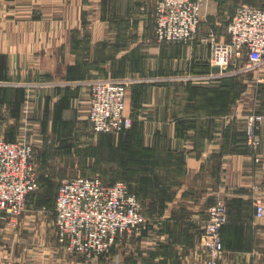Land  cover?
<instances>
[{
    "label": "crops",
    "instance_id": "obj_1",
    "mask_svg": "<svg viewBox=\"0 0 264 264\" xmlns=\"http://www.w3.org/2000/svg\"><path fill=\"white\" fill-rule=\"evenodd\" d=\"M156 3L0 0V138L34 144L40 171L50 174L42 181L127 183L151 221L142 237L86 262L57 233L60 184L54 192L40 186L18 219L0 218V264L202 263L208 208L218 201L229 217L220 264H264L255 207L264 204V126L257 148L245 131L249 114L264 113V62H209L212 41L228 40L236 7L263 0H203L195 39L174 45L156 38ZM98 78L133 80L125 98L133 126L97 134L96 143L88 116Z\"/></svg>",
    "mask_w": 264,
    "mask_h": 264
},
{
    "label": "built area",
    "instance_id": "obj_2",
    "mask_svg": "<svg viewBox=\"0 0 264 264\" xmlns=\"http://www.w3.org/2000/svg\"><path fill=\"white\" fill-rule=\"evenodd\" d=\"M203 0H157L155 35L165 44L189 43L201 23ZM209 62L226 69L256 67L264 62V0L262 5L240 3L228 26V40H213ZM238 70V69H236ZM128 78L96 79L90 83L88 120L95 134H118L131 129L125 113ZM264 114L251 113L245 127L249 144L260 146ZM260 162V157H256ZM38 164L34 147L25 141L0 138V218L16 219L26 209L29 195L37 190ZM256 216L264 218V204L256 202ZM55 227L70 253L86 262L99 260L125 240L148 232L150 222L136 194L123 181L106 183L100 176H76L59 185L55 199ZM229 221L228 208L218 201L208 208L201 238L202 263L220 264L224 254L221 230Z\"/></svg>",
    "mask_w": 264,
    "mask_h": 264
},
{
    "label": "rangeland",
    "instance_id": "obj_3",
    "mask_svg": "<svg viewBox=\"0 0 264 264\" xmlns=\"http://www.w3.org/2000/svg\"><path fill=\"white\" fill-rule=\"evenodd\" d=\"M98 79H106V78H98ZM97 79V80H98ZM262 114H264V113H262ZM26 124H28V123H26ZM26 124H24L25 125V127H26ZM24 125H23V127H24ZM89 133V137L92 139V141L93 142H96L97 143V134H95L92 130L91 131H89L88 132ZM18 141V140H17ZM19 141H24V140H19ZM25 142H27V143H29V144H31L32 145V147H34V152H35V158H36V162H37V164H38V183H37V190H39V187L40 186H42L41 188H46L47 187V189L49 188L51 191H55V189H56V187H57V185H59L61 182H57V181H54V180H50V179H47L46 180V182L45 181H42V179L43 178H45L46 177V174H48V175H50L49 174V171H46V169L44 170L43 169V172H45L46 171V173H44V174H42V172L40 171L41 170V163H40V161L38 160V155H36V149H35V146H34V144L33 143H31V142H29V141H27V140H25ZM45 150V149H44ZM52 151V150H51ZM48 155H49V157H50V160H52V162L53 163H55V162H57V163H60V159H58V160H55V161H53L54 160V158H52L51 156V154L50 153H48ZM52 169H53V171L54 172H59L61 169L60 168H58V167H56L55 165H53L52 167H51V171H52ZM42 174V175H41ZM94 176V175H93ZM96 176V175H95ZM42 177V178H41ZM48 177V176H47ZM41 182V183H40ZM41 184V185H40ZM36 190V191H37ZM35 190L29 195V197H28V199H27V204H28V201H29V199L31 200V201H33V197H31V195H33L34 196V194L33 193H35L36 192ZM37 200H40V199H37ZM27 206V205H26ZM148 218V217H147ZM16 219H18V218H16ZM16 219H13V220H16ZM148 220H149V222L151 223V221H150V219L148 218ZM151 231V230H150ZM202 234H204V232H202ZM203 236V235H202ZM140 237H142V235H140L138 238H140ZM202 238V237H201ZM121 243H119V245H120ZM65 245V244H64ZM66 250L69 252V250L66 248ZM70 253V252H69ZM70 254H72V253H70ZM74 255V254H73ZM192 263V262H191Z\"/></svg>",
    "mask_w": 264,
    "mask_h": 264
},
{
    "label": "trees",
    "instance_id": "obj_4",
    "mask_svg": "<svg viewBox=\"0 0 264 264\" xmlns=\"http://www.w3.org/2000/svg\"><path fill=\"white\" fill-rule=\"evenodd\" d=\"M99 134H103V133H99ZM109 134V133H108ZM104 181V180H103ZM106 182V181H105ZM106 183H114V182H106ZM127 184V183H126ZM129 187V186H128ZM130 189V188H129ZM131 191V190H130ZM132 192V191H131ZM133 193V192H132ZM135 194V193H134ZM137 195V194H136ZM137 197H138V195H137ZM138 199H139V197H138ZM139 201H140V199H139ZM141 202V201H140ZM142 205V204H141ZM146 217H147V215H145ZM225 226V225H224ZM223 226V227H224Z\"/></svg>",
    "mask_w": 264,
    "mask_h": 264
}]
</instances>
